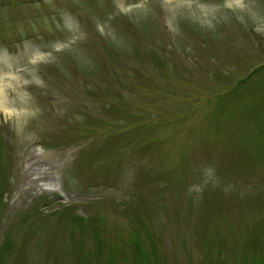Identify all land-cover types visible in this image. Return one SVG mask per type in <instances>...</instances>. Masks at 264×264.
Returning a JSON list of instances; mask_svg holds the SVG:
<instances>
[{
  "label": "rangeland",
  "instance_id": "rangeland-1",
  "mask_svg": "<svg viewBox=\"0 0 264 264\" xmlns=\"http://www.w3.org/2000/svg\"><path fill=\"white\" fill-rule=\"evenodd\" d=\"M0 69V264H264V0H0Z\"/></svg>",
  "mask_w": 264,
  "mask_h": 264
},
{
  "label": "bare ground",
  "instance_id": "bare-ground-1",
  "mask_svg": "<svg viewBox=\"0 0 264 264\" xmlns=\"http://www.w3.org/2000/svg\"><path fill=\"white\" fill-rule=\"evenodd\" d=\"M15 75L12 73V71H5L0 69V110L4 112H14L15 109L12 107L11 104H9L6 98L5 89L8 86H11V78ZM6 114V113H5ZM41 154L38 150H34L31 155L30 162L34 167V177L31 179L32 182H36L39 184L40 188L50 187L53 186V176L49 175V167H43L41 165ZM40 160V161H39ZM45 176L44 179H42V176Z\"/></svg>",
  "mask_w": 264,
  "mask_h": 264
},
{
  "label": "trees",
  "instance_id": "trees-1",
  "mask_svg": "<svg viewBox=\"0 0 264 264\" xmlns=\"http://www.w3.org/2000/svg\"><path fill=\"white\" fill-rule=\"evenodd\" d=\"M138 73H140V72L138 71ZM252 73H253V71L250 74H252ZM237 87H238L237 84L234 85V87L231 88V91H234L235 89H237Z\"/></svg>",
  "mask_w": 264,
  "mask_h": 264
}]
</instances>
